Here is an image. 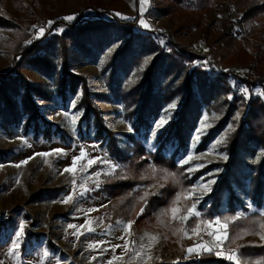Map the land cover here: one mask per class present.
Returning <instances> with one entry per match:
<instances>
[{
    "label": "rangeland",
    "instance_id": "374dc122",
    "mask_svg": "<svg viewBox=\"0 0 264 264\" xmlns=\"http://www.w3.org/2000/svg\"><path fill=\"white\" fill-rule=\"evenodd\" d=\"M239 1L241 4H236L240 9L236 10L233 6L228 10L241 19L252 0ZM139 3L140 6L137 0H0V16L9 21H6V27L0 25V72L11 65L16 48L33 35L35 27L39 30L43 28L45 32V20L62 16L76 17L75 13L81 8L92 5L101 6L115 15L119 13L121 15L117 16L120 18L129 19L141 12L142 0ZM221 4L218 2L215 14L216 17L217 14L221 15L220 18L217 17L218 21L227 17L224 15L225 7ZM165 7L167 2L164 0L143 2L141 20L149 25L147 29L175 31L180 27L181 23L172 21L180 18V13L172 11L170 15H164L160 9ZM248 14L252 15L251 12ZM209 21L210 19L207 20ZM59 23L57 21L55 24ZM211 25L212 23H207L200 29L190 31L183 29L178 38L196 56L189 65L198 66L212 75L217 71L223 79L222 87L227 92L222 95L216 92L214 102L205 106L188 137V147L177 157V163L191 157L187 163H179L183 173L189 176L191 186L168 212L170 235L144 229L133 238L132 223L119 216L118 204L102 192V184L118 168V163L101 141L95 139L93 124L102 122L112 133H116L115 137L122 147L127 142L123 135L132 132L122 103H113L106 97L109 77V71L105 68L106 55L97 63H82L74 59L67 62L68 65L61 61V57H54L58 72L64 74L66 71L65 74L77 77L83 84L76 94L70 93V99L66 102L56 92L59 87L55 82L57 76L51 79L33 68L23 70L30 86L41 91L30 89L36 92L33 99L41 117L53 123L56 126L53 129L60 131V134H47L38 139L32 137V134H24V127L12 130L0 127V264H108V261H112V264H183L190 260L187 249L201 244L212 246L214 254L222 249L224 253L235 254L237 258L240 246L248 243L264 244V240L257 235L247 234L235 240L231 238L233 242H228L227 235L223 244L216 247L218 242L213 235L208 234L213 232V228L208 227V222L216 219L226 221L219 216L207 217L201 211L219 182L223 166L230 156L232 138L242 128L247 114L244 113L245 106H242V102H246L240 95V89L244 87L236 85L238 80L234 78L233 70L237 66L243 67V76L249 75L251 80L254 77L264 78V17L255 16L241 23L244 33L234 42H227L220 32H210ZM56 29L61 33L65 27ZM158 38L157 43L167 47L165 38ZM215 40L218 41L217 44H212ZM120 44H116V49L113 50H119ZM208 45H213L212 50ZM152 57L144 59L142 66H147ZM218 65L221 69L217 68ZM222 70L226 72L223 73ZM48 92L51 98H43ZM227 93H234L236 96H229ZM234 99H240L241 104ZM232 102L237 104V108H231ZM172 104H175L174 108L170 107ZM180 106L181 99L175 97L163 108L156 122L161 119L165 122L155 129L154 137L151 132L149 138L144 139L148 151H155L159 147L160 139L167 133L165 130L177 119ZM73 114L75 123L72 122ZM254 119L263 120V116L260 114ZM259 124L264 123L258 121L255 127ZM177 141L173 140L175 145L169 144L168 155L176 150ZM39 153L51 155H34ZM222 155H226L227 160L222 159ZM260 155L264 157L263 149L258 152V156ZM77 157L79 159L76 160L74 173L64 172V168L73 166V158ZM25 160L28 162L22 163ZM89 160H95V163L89 165ZM17 164L21 166L16 167ZM198 165L203 166L197 167ZM213 179L216 183L209 184ZM201 183L207 184L211 191L195 187ZM235 193L241 203L250 209L249 212L239 210L237 218L257 211L251 206L247 196L237 190ZM68 195L72 199L64 203L63 200ZM193 204L199 216L195 212H189ZM260 212L264 214V211ZM21 223H24V234L20 248L13 250L12 244ZM129 223L131 228L126 229L125 226ZM69 225L77 227L70 228ZM89 228L93 231L89 232ZM202 234L206 237L197 243L196 239ZM116 245L120 247L114 248ZM45 253L48 255L45 256ZM117 257L120 259H116Z\"/></svg>",
    "mask_w": 264,
    "mask_h": 264
},
{
    "label": "trees",
    "instance_id": "16d2710c",
    "mask_svg": "<svg viewBox=\"0 0 264 264\" xmlns=\"http://www.w3.org/2000/svg\"><path fill=\"white\" fill-rule=\"evenodd\" d=\"M164 1L167 7L160 9L162 14L168 16L172 11H177L181 15L172 19L181 23L175 31L144 29L139 23L143 17L141 12L132 18L122 19L101 6H85L75 13L73 22H68L64 16L45 20L43 36H39V29L35 27L33 35L16 48L11 65L0 72V127L6 130L24 127V134H32V137L39 139L47 134L58 135L60 131L54 130L56 126L41 117L33 99L36 92L32 90L41 91L30 86L23 70L33 68L51 79L57 76L55 82L59 87L56 92L66 102L70 99V93L76 94L83 84L77 77L65 74L66 71L64 74L58 72L54 57H61L65 64L74 59L82 63H97L106 55L105 68L109 71L106 97L113 103H122L132 132L123 135L127 142L122 147L115 137L116 133H112L102 122L93 124L95 139L101 141L118 163V168L102 184V192L118 204L119 216L132 223L133 238L144 229L170 235L168 212L191 186L189 176L177 163V157L188 147V137L205 106L214 102L216 92L219 95L227 92L217 71L212 75L198 66H190L189 62L196 56L180 43L179 34L183 29H200L212 23L210 32H220L227 42H234L244 33L241 23L255 16L264 17V0L261 4L260 0H252L241 19L229 11L233 6L236 10L239 8L236 4L239 0ZM218 2L225 7L224 15L229 18L217 20L218 16L221 17L215 15ZM137 3L140 6L139 0ZM6 21L0 16L2 27L7 26ZM57 21L60 23L55 24ZM49 22H52L51 26ZM60 26L65 29L58 33L56 28ZM159 36L165 38L167 47L157 43ZM217 42L215 40L212 44ZM119 43L121 48L114 51V46ZM149 56H153L152 60L147 66H142L143 60ZM217 68L221 69L219 65ZM243 72V67L237 66L233 76L238 80L237 86L248 89V99L245 100L244 95L240 94L246 102H242V106H245L244 113L247 114L242 128L232 138L230 156L223 166L219 182L201 210L207 217L219 216L226 221L228 242H231V238L235 240L247 234L264 235V229L260 227L264 224V214L260 212L264 211V157L258 156L260 149L264 150V124L255 127L258 121L264 123V95H261L264 92V78L254 77L251 80V76H243ZM227 94L236 96L234 93ZM175 97L181 99L178 117L165 130L167 133L160 139L159 147L155 151H148L144 139L149 138L154 122ZM43 98L50 99V93L43 95ZM234 100L241 104L240 99ZM227 101L228 98L225 103ZM234 107L237 108V104L232 102L231 108ZM88 111L91 112V109ZM260 114L263 120L254 119ZM175 139L178 146L172 155H168L169 144L175 145ZM236 190L247 196L257 211L237 218L239 210L249 212L250 209L241 203ZM238 259L264 264V244L240 246ZM242 261L240 264H243ZM183 264L232 262L217 257L213 252H202L199 256L191 254L190 260Z\"/></svg>",
    "mask_w": 264,
    "mask_h": 264
},
{
    "label": "snow or ice",
    "instance_id": "6c2138e0",
    "mask_svg": "<svg viewBox=\"0 0 264 264\" xmlns=\"http://www.w3.org/2000/svg\"><path fill=\"white\" fill-rule=\"evenodd\" d=\"M143 2H146V0H142V6H141V14H143ZM117 15H121V14H117ZM124 19H127V17H122ZM66 20L68 21H72L75 19L74 16H67L65 17ZM51 23L52 22H49V26H51ZM139 23L141 24L142 27H144L145 29L149 28V25L144 21V20H140ZM40 32V36H43L44 35V29L41 28L39 30ZM39 38V37H38ZM31 41H29L30 43ZM241 93L244 95V99H248V89L244 88V89H240ZM261 95H264V92L261 93ZM232 97H229V99H231ZM42 103V101L40 102ZM170 107L174 108L175 107V104H172ZM238 118V115L237 117ZM72 122L75 123V114L72 115ZM165 121L163 119H161L160 121L158 122H154L153 124V130H152V136L154 137L155 136V129L159 128ZM231 127V126H229ZM132 129H130L131 131ZM219 142V141H218ZM28 146H31V145H28ZM56 151H62V150H56ZM34 155H40V156H48V155H51V153H39V154H34ZM81 156H83V153H81ZM34 158V157H32ZM222 159L224 160H227V156L226 155H222L221 156ZM31 159V158H30ZM79 159V157L77 158H73V161H72V167H67V168H64L63 171L64 172H72L74 173L75 171V165H76V160ZM191 159L190 156L184 158L182 161H180L179 163L183 164V163H187L188 160ZM28 161L25 160L23 161L22 163L26 164ZM95 163V160H89L88 161V164L91 165ZM21 165L17 164L16 167H20ZM203 165H198L197 167H202ZM192 169H190L191 171ZM214 175V174H213ZM73 183H75L73 181ZM209 184H215L216 181L215 179L211 180L208 182ZM195 187H202L204 189H206L207 191H211L210 188H208V185L207 184H204V183H201L200 185H197ZM193 192L195 191V188H193L192 190ZM81 195H83V193H81ZM72 199V196L71 195H68L64 200L63 202L64 203H68L70 200ZM199 199H202V197H199ZM143 211V210H141ZM173 211H175V209H173ZM189 212L190 213H193L195 212V204H193L192 206V209H189ZM195 215L196 216H199V213L198 212H195ZM185 219H187V217H185ZM70 228H76L77 226L76 225H69ZM208 227L209 228H213V232H209L208 234L209 235H213L214 237V240H216L218 243L216 244V247H220L222 244H223V241L224 239H227V228H228V224L226 222H222L220 219H216L214 222H208ZM260 227L262 229H264V224H261ZM126 229H130L131 228V224H127L125 226ZM89 232L93 231V229L89 228L88 229ZM193 231H195V229H193ZM24 234V223H21L18 227V231H17V235L15 237V242L12 244V248L13 250H19L20 248V244H21V238ZM185 235L187 236V232H185ZM190 238V237H189ZM121 239H123V237H121ZM152 239H155V237H152ZM260 239L261 240H264V235H261L260 236ZM115 247H120L119 245H116L114 246ZM202 252H213V247L212 246H209V245H204V244H201V245H198L197 247L195 248H192V247H189L187 249V253L189 255L195 253L197 256L201 255ZM48 254L45 253V256H47ZM215 255L217 256H223V258L229 260L232 262V264H240V260L237 258V256L235 254H232V253H224L223 250L221 249V251H217L215 252ZM151 258V257H149ZM116 259H120V257H117ZM108 264H112V261H108Z\"/></svg>",
    "mask_w": 264,
    "mask_h": 264
},
{
    "label": "built area",
    "instance_id": "2783aa9c",
    "mask_svg": "<svg viewBox=\"0 0 264 264\" xmlns=\"http://www.w3.org/2000/svg\"><path fill=\"white\" fill-rule=\"evenodd\" d=\"M206 236L205 235H200L197 239L196 242L199 243L200 241H202V239H204Z\"/></svg>",
    "mask_w": 264,
    "mask_h": 264
}]
</instances>
